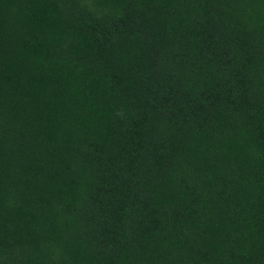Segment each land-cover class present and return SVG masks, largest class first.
Listing matches in <instances>:
<instances>
[{
	"label": "trees",
	"instance_id": "16d2710c",
	"mask_svg": "<svg viewBox=\"0 0 264 264\" xmlns=\"http://www.w3.org/2000/svg\"><path fill=\"white\" fill-rule=\"evenodd\" d=\"M0 264H264V0H0Z\"/></svg>",
	"mask_w": 264,
	"mask_h": 264
}]
</instances>
